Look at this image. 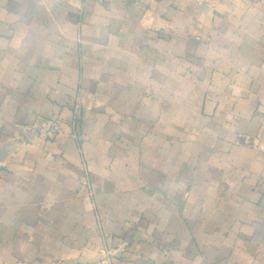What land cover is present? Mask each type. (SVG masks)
Instances as JSON below:
<instances>
[{
  "label": "crops",
  "instance_id": "1",
  "mask_svg": "<svg viewBox=\"0 0 264 264\" xmlns=\"http://www.w3.org/2000/svg\"><path fill=\"white\" fill-rule=\"evenodd\" d=\"M0 264H264V0H0Z\"/></svg>",
  "mask_w": 264,
  "mask_h": 264
},
{
  "label": "built area",
  "instance_id": "2",
  "mask_svg": "<svg viewBox=\"0 0 264 264\" xmlns=\"http://www.w3.org/2000/svg\"><path fill=\"white\" fill-rule=\"evenodd\" d=\"M73 112H74L75 115H77V113H78V107H77V106L74 107ZM73 128H76V123L73 124ZM56 131H57V126L53 125L52 128H51V130H49L48 135L51 136V135H53Z\"/></svg>",
  "mask_w": 264,
  "mask_h": 264
}]
</instances>
